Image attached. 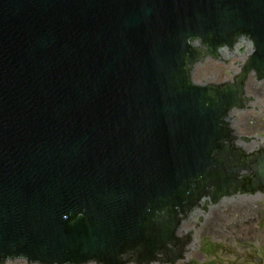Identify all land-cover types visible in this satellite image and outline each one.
I'll return each instance as SVG.
<instances>
[{
  "label": "water",
  "instance_id": "1",
  "mask_svg": "<svg viewBox=\"0 0 264 264\" xmlns=\"http://www.w3.org/2000/svg\"><path fill=\"white\" fill-rule=\"evenodd\" d=\"M241 41L231 82H192ZM251 74L264 0H0V264L185 262L210 209L264 193V133L233 129L264 113Z\"/></svg>",
  "mask_w": 264,
  "mask_h": 264
},
{
  "label": "rangeland",
  "instance_id": "2",
  "mask_svg": "<svg viewBox=\"0 0 264 264\" xmlns=\"http://www.w3.org/2000/svg\"><path fill=\"white\" fill-rule=\"evenodd\" d=\"M223 51L219 54L227 64L216 62V59H203L190 71L192 82L195 84L199 82L205 84L208 81L231 82V74L239 73L229 71L235 69L233 67L235 60L246 59L251 53L248 47L237 48V45L230 54L228 49ZM244 91L250 100L256 101V107L264 106V82L260 85L251 76L245 84ZM262 111L264 112V108ZM233 112L235 114L232 117L239 114V111ZM233 129H237L236 137L263 134L264 113L258 115V111H249L239 115L233 122ZM259 145L258 142H250L244 149L252 150ZM260 196L227 198L210 209L195 231V244H192L195 249L185 256V262L181 260L177 264H252L254 259H260L264 264V193H260ZM202 215L201 212L195 219L189 217L182 222V229H193ZM181 233L182 231H179L178 236Z\"/></svg>",
  "mask_w": 264,
  "mask_h": 264
},
{
  "label": "bare ground",
  "instance_id": "3",
  "mask_svg": "<svg viewBox=\"0 0 264 264\" xmlns=\"http://www.w3.org/2000/svg\"><path fill=\"white\" fill-rule=\"evenodd\" d=\"M249 43H246V42H244V41H241V42H239L238 44H237V48L239 47V46H243V47H248V49H249ZM224 52V51H223ZM222 52V53H223ZM233 114H235V112H232V114H231V117L233 116ZM201 214V211H194L192 214H191V216H190V218H193V219H195L196 217H198L199 215ZM180 228H182V226H180ZM179 232V231H178Z\"/></svg>",
  "mask_w": 264,
  "mask_h": 264
},
{
  "label": "clouds",
  "instance_id": "4",
  "mask_svg": "<svg viewBox=\"0 0 264 264\" xmlns=\"http://www.w3.org/2000/svg\"><path fill=\"white\" fill-rule=\"evenodd\" d=\"M195 47H199L198 42L194 44ZM249 51H251V45H249ZM210 61V60H209ZM229 71H239V69H229ZM225 77L227 78V73H225ZM11 264V262H9ZM14 264H25L23 260H17Z\"/></svg>",
  "mask_w": 264,
  "mask_h": 264
},
{
  "label": "flooded vegetation",
  "instance_id": "5",
  "mask_svg": "<svg viewBox=\"0 0 264 264\" xmlns=\"http://www.w3.org/2000/svg\"><path fill=\"white\" fill-rule=\"evenodd\" d=\"M183 260V259H182ZM255 260V259H254ZM253 260V263L252 264H256L255 261ZM129 264H134V263H129ZM177 264V263H176Z\"/></svg>",
  "mask_w": 264,
  "mask_h": 264
}]
</instances>
